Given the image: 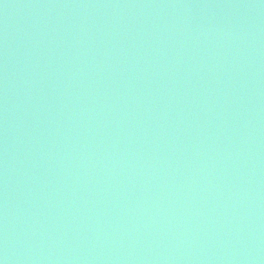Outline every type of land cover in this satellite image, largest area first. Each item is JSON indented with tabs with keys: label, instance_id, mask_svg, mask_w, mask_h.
<instances>
[{
	"label": "water",
	"instance_id": "95a60500",
	"mask_svg": "<svg viewBox=\"0 0 264 264\" xmlns=\"http://www.w3.org/2000/svg\"><path fill=\"white\" fill-rule=\"evenodd\" d=\"M0 264H264V0H0Z\"/></svg>",
	"mask_w": 264,
	"mask_h": 264
}]
</instances>
